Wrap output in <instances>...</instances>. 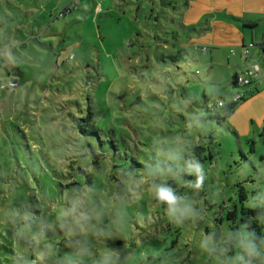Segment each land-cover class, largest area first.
<instances>
[{
    "label": "rangeland",
    "instance_id": "374dc122",
    "mask_svg": "<svg viewBox=\"0 0 264 264\" xmlns=\"http://www.w3.org/2000/svg\"><path fill=\"white\" fill-rule=\"evenodd\" d=\"M196 7L185 15L184 0H0V52H14L0 60V81L19 83L0 89V140L47 193L30 188L23 200L31 224L5 236L0 223V264L28 233L15 264H264V248L227 216L238 182L245 206L264 205V140L241 145L208 117L206 106L242 86L212 62L220 39L199 36ZM194 141L206 158L183 177L181 153ZM85 148L86 159L64 155L62 172L50 173L49 150ZM14 197L0 191V216Z\"/></svg>",
    "mask_w": 264,
    "mask_h": 264
},
{
    "label": "crops",
    "instance_id": "0c3cea01",
    "mask_svg": "<svg viewBox=\"0 0 264 264\" xmlns=\"http://www.w3.org/2000/svg\"><path fill=\"white\" fill-rule=\"evenodd\" d=\"M192 6H197L192 14L199 22L204 17L206 24L199 36L220 39L211 44L209 52L212 62L230 71V80L235 73L258 67L259 77L249 89L241 85L245 96L229 117L228 125L241 145L245 139L264 140V0H188L183 13L189 14Z\"/></svg>",
    "mask_w": 264,
    "mask_h": 264
},
{
    "label": "trees",
    "instance_id": "16d2710c",
    "mask_svg": "<svg viewBox=\"0 0 264 264\" xmlns=\"http://www.w3.org/2000/svg\"><path fill=\"white\" fill-rule=\"evenodd\" d=\"M184 1H185V5H187L188 0H184ZM74 2L76 1L74 0ZM162 2L165 3V0H162ZM74 7L76 8L77 6L75 5ZM71 8L72 6H69V5L64 6L57 12L55 17L57 18L63 17L65 14L70 12ZM198 48L202 52H204L203 50L207 51L206 50L207 47H198ZM262 49L264 50V44H262ZM179 50H182L184 53L187 52L185 48H179ZM9 53L10 55H8V53L5 51L2 53L0 52V60L2 64L4 63L7 56H11L14 54L12 49L11 50L9 49ZM72 57L73 55H69L70 59ZM170 57H172L173 60H177V58H175L176 56H170ZM3 66H5L3 68L9 72L8 65L4 64ZM10 81H15L16 85L14 87L9 86L8 83ZM10 81H8L6 85L1 83L0 81V89L1 90H8V89L14 90L19 85L18 81L16 80H10ZM230 82L233 85H237L236 73L231 76ZM218 101L219 99L216 100L215 104L211 107L206 106L207 110L212 111V113L208 115V117L212 120H215L219 124L221 123L227 124L226 128L230 132H232L235 135V137H237L236 132L233 131V129L228 125V119L232 115V113L234 112L236 106L238 105L240 101H231V100L227 102L224 101L223 104L220 106L217 105ZM79 129L84 134L87 132V129L85 127H82L81 125ZM92 132L96 134L95 131H92ZM0 141L1 142L3 141L2 142L3 144L0 145V172L3 174L2 179L0 178V191H4L8 189L15 191V197L10 200V204L7 203L9 207L7 208L4 207L2 210V214L0 216V223L2 224V227H3V231H4L3 234L5 236H12L11 229L12 227L15 226L17 222L20 221L21 223H25V221L23 220H27L28 223L31 224L29 219L23 218V214L25 213V211H27V204H22L23 200H25L26 197L29 196L28 192L32 195L30 188L38 189V192L36 193H40L42 195L47 194V193L44 191L45 186L43 185V181L40 182L38 177H36L37 181L34 180L33 175L35 174L29 169L28 165H25V167H23L21 163L17 161V159L13 161L12 159L13 155L11 156V154L8 153L9 148L7 147V142H8L7 138H2V140ZM201 144L202 143H196L194 141L193 143L186 145V149L184 150L183 154L181 153V158H180L182 162V167H183L182 172L180 174L181 176L192 178L193 175L188 174L186 170L193 169V171H196L198 163L202 162L206 158V155L203 153L205 147L204 145H201ZM88 152H89L88 148H85L84 153H78L76 151L71 154H66L65 150H63L62 152L60 151L58 152L57 150L55 151L49 150L47 153L46 162L51 168L50 173L57 174L59 171L62 172V170L57 169V168L60 165H63L65 163L63 161L64 155L67 156V161L72 162L74 160L71 161V158H75V157H78V158L81 157L82 159H86ZM51 158L53 161L52 163L49 162ZM39 168L41 169L42 167L40 166ZM28 170H30V173H28ZM63 172L64 174H67L68 176L71 177V172L69 170L64 169ZM77 172L83 173L84 170L82 168H79L78 171H76V173ZM13 175H15L14 180L13 178H10V177H13ZM28 176L30 177V180L21 179V177L26 178ZM33 181H34V187L30 185V183H33ZM85 182L87 184H90L91 182L90 175H86ZM171 182L172 181L169 180L166 184H171L172 186H174ZM75 183L77 182L73 181L69 183L68 185H73ZM237 192H238V198L234 202L233 208L228 211L227 216L228 218L233 220V223L236 227L245 229L248 232L249 240L251 241V243L257 245L260 248H264V205L256 204L254 206H245L244 201L247 200V196H246L245 189L240 182L237 183ZM5 196L6 195H4L3 197ZM18 199H20V202L17 201ZM24 215L26 216L27 214H24ZM31 226H33V224ZM26 235H27L25 236L26 238L30 237L29 233ZM26 238H22L21 244H20L21 250H19L18 248L17 253L13 251L12 249H10V252L11 254H13L14 257L8 258L7 260L11 261V264H15L16 260L18 259L20 261L22 255L26 251V249L23 248L24 245L28 244V240ZM19 253H20V257L18 256ZM22 264H25V263L22 262Z\"/></svg>",
    "mask_w": 264,
    "mask_h": 264
},
{
    "label": "built area",
    "instance_id": "2783aa9c",
    "mask_svg": "<svg viewBox=\"0 0 264 264\" xmlns=\"http://www.w3.org/2000/svg\"><path fill=\"white\" fill-rule=\"evenodd\" d=\"M76 1V0H75ZM246 53V51H245ZM257 66H251L249 69H246L244 72L236 73V83L245 86L249 89L251 82L259 77V73L257 71ZM9 86L14 87L16 85L15 81H10L8 83ZM245 96V91H237L232 95L231 101H241ZM223 100H219L217 105H222Z\"/></svg>",
    "mask_w": 264,
    "mask_h": 264
},
{
    "label": "clouds",
    "instance_id": "9594fccd",
    "mask_svg": "<svg viewBox=\"0 0 264 264\" xmlns=\"http://www.w3.org/2000/svg\"><path fill=\"white\" fill-rule=\"evenodd\" d=\"M158 197L161 201L167 202L169 206H172L176 203V198L173 196V194L169 190L161 189L158 192Z\"/></svg>",
    "mask_w": 264,
    "mask_h": 264
}]
</instances>
